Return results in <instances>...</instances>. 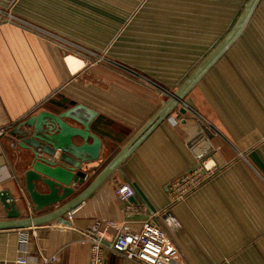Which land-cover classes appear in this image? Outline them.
Wrapping results in <instances>:
<instances>
[{"label":"crops","instance_id":"crops-1","mask_svg":"<svg viewBox=\"0 0 264 264\" xmlns=\"http://www.w3.org/2000/svg\"><path fill=\"white\" fill-rule=\"evenodd\" d=\"M246 1L0 0V190L24 196V205L16 203L23 215L42 216L61 206L33 212L19 168L23 155H30L20 146L32 139L30 119L43 112L73 128L88 123L87 131L101 142L99 158L84 167L81 185L71 183L75 192L66 201L84 190L224 38ZM261 3L182 104L68 212L70 220L63 216L69 225L51 220L0 229V264H89L82 232L93 222L105 229L108 244L118 229L138 231L148 218L176 245L178 264H264ZM198 120L210 138L198 133ZM48 122L41 118V125ZM72 142L82 140L75 136ZM205 159L215 165V176L172 202L171 182ZM120 183L134 188L128 202L144 205L146 215H126V202L115 193ZM103 259L139 264L109 250Z\"/></svg>","mask_w":264,"mask_h":264},{"label":"water","instance_id":"water-1","mask_svg":"<svg viewBox=\"0 0 264 264\" xmlns=\"http://www.w3.org/2000/svg\"><path fill=\"white\" fill-rule=\"evenodd\" d=\"M261 0H247L235 20L234 24L224 38L213 48L203 61L192 71L183 83L174 91L167 94L166 100L159 110L149 119L141 130L110 160L88 186L80 193L75 194L70 200L68 197L75 192L71 183L81 185L84 181L85 166L99 158L101 142L87 131L88 123L80 121L81 129L73 128L62 122V117L43 112L34 116L30 121L34 130L32 139L24 140L20 146L30 155H23L19 166L22 169L24 191L29 199L32 211H41L45 207L61 203L54 211L42 216H27L21 214L16 208L17 201L25 204L24 196L14 198L7 190H0V204L3 207L4 219L0 218V229L29 228L43 225L51 220L69 225L63 216L84 201L107 177L118 170L126 160L148 136V134L178 105H181L184 97L192 90L199 80L215 65V63L227 52L233 43L240 37L247 26L253 13ZM179 112L185 113L184 108ZM41 118L47 119L49 124L41 125ZM75 120H78L75 118ZM79 121V120H78ZM198 133L206 138L212 136V132L204 122L198 120ZM48 131V136H40L43 130ZM79 137L82 143L77 145L72 142L73 137ZM92 140V146H87V140ZM37 183L47 189L41 192Z\"/></svg>","mask_w":264,"mask_h":264},{"label":"built area","instance_id":"built-area-1","mask_svg":"<svg viewBox=\"0 0 264 264\" xmlns=\"http://www.w3.org/2000/svg\"><path fill=\"white\" fill-rule=\"evenodd\" d=\"M216 172L215 165L209 160L200 161L192 170L171 182L168 187L170 200L172 202L184 200L210 181ZM115 193L120 201L126 202V215H146L144 205L128 202L135 194V190L130 184H118ZM153 215L151 214L149 217H153ZM67 218L69 220L72 218V212L67 214ZM59 226L65 227L61 223ZM82 234L90 244L89 264H105L103 259L105 250L139 264H178L179 251L176 245L166 231L158 227L149 218L141 223L138 231L118 229L111 238H107L108 244H105V229H102L97 221L93 222ZM25 262L26 260L18 261L19 264Z\"/></svg>","mask_w":264,"mask_h":264},{"label":"rangeland","instance_id":"rangeland-1","mask_svg":"<svg viewBox=\"0 0 264 264\" xmlns=\"http://www.w3.org/2000/svg\"><path fill=\"white\" fill-rule=\"evenodd\" d=\"M262 2L264 3V0H262ZM261 3L260 7H259V12H264V4Z\"/></svg>","mask_w":264,"mask_h":264},{"label":"bare ground","instance_id":"bare-ground-1","mask_svg":"<svg viewBox=\"0 0 264 264\" xmlns=\"http://www.w3.org/2000/svg\"><path fill=\"white\" fill-rule=\"evenodd\" d=\"M72 59V58H71ZM71 59L69 58V63H71ZM73 61H75V60H73Z\"/></svg>","mask_w":264,"mask_h":264}]
</instances>
